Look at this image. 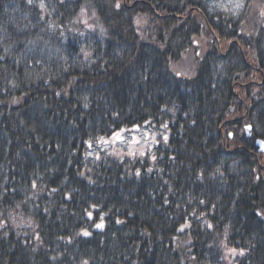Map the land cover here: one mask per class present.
<instances>
[{"label":"trees","instance_id":"trees-1","mask_svg":"<svg viewBox=\"0 0 264 264\" xmlns=\"http://www.w3.org/2000/svg\"><path fill=\"white\" fill-rule=\"evenodd\" d=\"M258 138L264 0H0V264H264Z\"/></svg>","mask_w":264,"mask_h":264},{"label":"rangeland","instance_id":"rangeland-1","mask_svg":"<svg viewBox=\"0 0 264 264\" xmlns=\"http://www.w3.org/2000/svg\"><path fill=\"white\" fill-rule=\"evenodd\" d=\"M226 1L238 5L241 0ZM178 73L183 75L184 71L179 70ZM147 125L149 126L137 130H118L111 136L104 137L101 140V148H96L91 154L100 157L103 154L101 150H103L117 157H149L155 161L153 148L161 140L164 142L168 140V132L164 127V131L155 128L153 123ZM85 233L89 234L90 230H83L82 234L86 235Z\"/></svg>","mask_w":264,"mask_h":264},{"label":"water","instance_id":"water-1","mask_svg":"<svg viewBox=\"0 0 264 264\" xmlns=\"http://www.w3.org/2000/svg\"><path fill=\"white\" fill-rule=\"evenodd\" d=\"M247 129L249 131L248 137H252V133H251L252 127L248 126ZM230 138H233V135H230ZM255 144H256V147L259 149V152L264 153V140L259 138L257 139Z\"/></svg>","mask_w":264,"mask_h":264},{"label":"snow or ice","instance_id":"snow-or-ice-1","mask_svg":"<svg viewBox=\"0 0 264 264\" xmlns=\"http://www.w3.org/2000/svg\"><path fill=\"white\" fill-rule=\"evenodd\" d=\"M97 227H103V225L101 224V225H97ZM86 235H87V233H85Z\"/></svg>","mask_w":264,"mask_h":264}]
</instances>
